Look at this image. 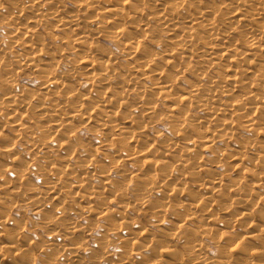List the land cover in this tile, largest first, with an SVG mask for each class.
Here are the masks:
<instances>
[{"label":"bare ground","instance_id":"1","mask_svg":"<svg viewBox=\"0 0 264 264\" xmlns=\"http://www.w3.org/2000/svg\"><path fill=\"white\" fill-rule=\"evenodd\" d=\"M261 205L264 0H0V264H264Z\"/></svg>","mask_w":264,"mask_h":264},{"label":"rangeland","instance_id":"2","mask_svg":"<svg viewBox=\"0 0 264 264\" xmlns=\"http://www.w3.org/2000/svg\"><path fill=\"white\" fill-rule=\"evenodd\" d=\"M257 191H258V193H261V191H259V189H257L256 192H257ZM261 207L264 208L263 205H261Z\"/></svg>","mask_w":264,"mask_h":264}]
</instances>
